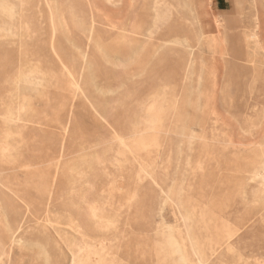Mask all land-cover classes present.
Segmentation results:
<instances>
[{
    "label": "rangeland",
    "instance_id": "rangeland-1",
    "mask_svg": "<svg viewBox=\"0 0 264 264\" xmlns=\"http://www.w3.org/2000/svg\"><path fill=\"white\" fill-rule=\"evenodd\" d=\"M180 263L264 264V0H0V264Z\"/></svg>",
    "mask_w": 264,
    "mask_h": 264
},
{
    "label": "bare ground",
    "instance_id": "bare-ground-1",
    "mask_svg": "<svg viewBox=\"0 0 264 264\" xmlns=\"http://www.w3.org/2000/svg\"><path fill=\"white\" fill-rule=\"evenodd\" d=\"M119 31V30H118ZM128 33V32H127ZM126 36V35H125ZM119 37H120V35H119ZM127 37V36H126ZM133 38V37H132ZM115 39V38H114ZM130 41V40H129ZM128 41V42H129ZM121 42V41H120ZM127 42V41H126ZM144 42V41H143ZM142 42V43H143ZM130 43V42H129ZM139 43V42H138ZM148 43V42H147ZM124 45H126V44H124ZM147 46V45H146ZM117 47H118V45H117ZM140 48V47H139ZM144 49V48H143ZM135 51V50H134ZM113 52V51H112ZM153 52H154V50H153ZM152 54V53H151ZM128 55V54H127ZM55 56V55H54ZM120 56V55H119ZM123 56V55H122ZM143 56V55H142ZM151 56V55H150ZM136 57V56H135ZM139 58V57H138ZM136 60V59H135ZM134 61V60H133ZM148 61V60H147ZM132 63V62H131ZM135 63V62H134ZM148 63V62H147ZM142 66H138L137 68H141ZM128 69V68H127ZM130 70V69H129ZM142 70V69H141ZM34 80V79H33ZM74 83V82H73ZM31 86V85H30ZM167 87V86H166ZM75 88V87H74ZM159 89V88H158ZM157 89V90H158ZM167 89V88H166ZM153 90H155V89H153ZM162 90V89H161ZM158 94H159V92H158ZM161 94V93H160ZM202 97V96H201ZM206 97V96H205ZM215 98V97H214ZM211 99V98H210ZM210 99H208V100H210ZM212 100V99H211ZM157 100H152V102H150L149 104H148V106H147V111L148 112H150V113H157L156 111H160V109H158V107L157 106H155V103H157L156 102ZM210 102V101H209ZM213 103V102H212ZM146 106V105H145ZM209 107V106H208ZM247 108V107H246ZM212 113H214V112H212ZM213 116V115H212ZM152 117L153 118H155L156 117V114L154 115H152ZM148 126L149 124H147L146 122H145V119H143L142 121H141V123H140V126L141 127H145V126ZM66 129V128H65ZM147 129V128H146ZM251 134V133H250ZM147 135V134H146ZM148 135H150V134H148ZM145 137V136H144ZM149 137V136H148ZM155 137V136H154ZM118 139H119V141H120V143L123 145V146H125V147H129L130 148V146L126 143V141L124 140V138L123 137H121V136H119L118 135ZM127 140V139H126ZM151 140V139H150ZM137 141V140H136ZM146 143V142H145ZM133 144V143H132ZM137 144V143H136ZM141 145V144H140ZM137 146V145H136ZM220 148H221V146H219ZM225 148V147H224ZM223 148V149H224ZM145 168V167H144ZM142 169V168H141ZM142 170H144V169H142ZM217 170V169H216ZM145 171V170H144ZM143 171V172H144ZM194 171V170H193ZM204 171V170H203ZM140 173V172H139ZM145 173V172H144ZM144 182V181H143ZM171 184V183H170ZM180 187V186H179ZM182 189V188H181ZM190 189V188H189ZM177 196H180V195H177ZM179 199H180V197H179ZM177 203V202H176ZM181 204V203H180ZM189 204V203H188ZM180 206V205H179ZM181 207V206H180ZM178 208V207H177ZM179 209V208H178ZM183 209V208H182ZM184 210H186V209H184ZM201 210V209H200ZM178 211V210H177ZM189 215V214H188ZM179 217V216H178ZM185 218V217H184ZM188 218H189V216H188ZM187 218V219H188ZM185 220V219H184ZM183 220V221H184ZM192 222V221H191ZM209 225V224H208ZM162 226V225H161ZM190 226V225H189ZM184 227V226H183ZM187 227H188V225H187ZM187 229V228H186ZM232 229V228H231ZM160 231V230H159ZM164 233V232H163ZM200 233V232H199ZM225 234V233H224ZM176 235V234H175ZM6 236H7V234H6ZM168 236V235H167ZM178 236V235H177ZM226 236V235H225ZM200 237V236H199ZM182 238V237H181ZM171 239V238H170ZM191 239V238H190ZM226 239V238H225ZM1 240H2V238H1ZM181 240V239H180ZM197 240V239H196ZM191 241V240H190ZM185 242V241H184ZM183 242V243H184ZM175 243H178V242H175ZM171 245V244H170ZM176 245V244H175ZM6 246V245H5ZM173 246V245H172ZM177 246V245H176ZM213 246V245H212ZM183 247V246H182ZM214 247V246H213ZM186 248V247H185ZM197 249V248H196ZM175 250V249H174ZM183 254V253H182ZM47 255V254H46ZM174 255V254H173ZM179 255V254H178ZM196 255V254H195ZM8 256V255H7ZM142 257V256H141ZM179 257V256H178ZM177 257V258H178ZM200 258V257H199ZM176 259V258H175ZM162 260V259H161ZM164 260V259H163ZM177 260V259H176ZM181 260V259H180ZM186 260V259H185ZM188 260V259H187ZM203 260V259H202ZM184 261V260H183ZM182 261V262H183ZM199 261V260H198ZM202 262V261H201ZM181 264V263H180ZM184 264V263H183Z\"/></svg>",
    "mask_w": 264,
    "mask_h": 264
}]
</instances>
